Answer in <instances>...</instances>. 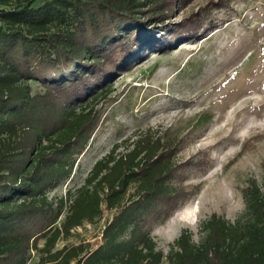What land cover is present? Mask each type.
<instances>
[{
    "label": "trees",
    "instance_id": "1",
    "mask_svg": "<svg viewBox=\"0 0 264 264\" xmlns=\"http://www.w3.org/2000/svg\"><path fill=\"white\" fill-rule=\"evenodd\" d=\"M175 2L0 0V264H28L33 252L34 264H264V191L255 181L242 190L236 221L214 214L199 242L184 230L168 253L158 249L147 225L186 196L173 185L181 139L168 129L116 142L81 186L58 201L49 195L90 146L115 74L199 35V13L170 21ZM106 210L113 217L101 245L57 248Z\"/></svg>",
    "mask_w": 264,
    "mask_h": 264
},
{
    "label": "rangeland",
    "instance_id": "2",
    "mask_svg": "<svg viewBox=\"0 0 264 264\" xmlns=\"http://www.w3.org/2000/svg\"><path fill=\"white\" fill-rule=\"evenodd\" d=\"M219 1L176 0L170 21L180 23L199 13L204 19L199 35L169 51L151 50L141 62L115 74L113 96L101 106L90 146L70 179L50 197L58 201L81 186L116 142L129 144L167 129L169 136L181 139L173 185L186 196L169 215L147 225L164 253L184 230L199 242L207 217L216 214L232 223L240 218L246 208L242 190L251 182L264 191V0H225L226 6L208 13ZM112 217L106 210L101 220L78 227L57 248L80 240L101 245ZM32 255L28 264L38 259Z\"/></svg>",
    "mask_w": 264,
    "mask_h": 264
}]
</instances>
